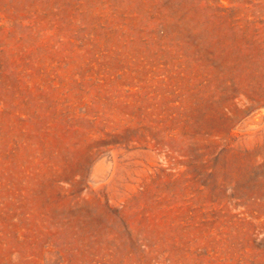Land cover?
<instances>
[{
	"label": "rangeland",
	"instance_id": "374dc122",
	"mask_svg": "<svg viewBox=\"0 0 264 264\" xmlns=\"http://www.w3.org/2000/svg\"><path fill=\"white\" fill-rule=\"evenodd\" d=\"M0 264H264V0H0Z\"/></svg>",
	"mask_w": 264,
	"mask_h": 264
}]
</instances>
